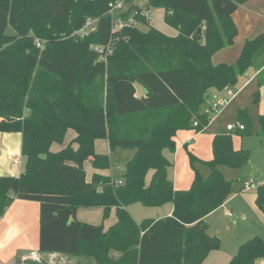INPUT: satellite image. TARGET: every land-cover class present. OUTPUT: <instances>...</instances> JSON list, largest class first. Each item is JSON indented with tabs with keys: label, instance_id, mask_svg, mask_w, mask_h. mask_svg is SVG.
Listing matches in <instances>:
<instances>
[{
	"label": "trees",
	"instance_id": "obj_1",
	"mask_svg": "<svg viewBox=\"0 0 264 264\" xmlns=\"http://www.w3.org/2000/svg\"><path fill=\"white\" fill-rule=\"evenodd\" d=\"M115 1L0 0V132H20L26 157L20 175L0 176V216L14 199L37 201L41 252L86 256L97 264H203L220 247L204 218L232 193V180L218 166L241 168L249 151L235 149L230 134L215 135L213 156L204 161L209 174L195 172L187 189L174 187L165 153H174L179 130L198 132L208 124L201 108L213 91L236 85L249 68L264 85V32L244 42L235 63L213 64L214 50L233 43L232 13L246 0H140L145 7L128 0L132 6L121 17L132 15L148 28L113 31L109 9ZM151 8L164 9L174 36L149 24L143 11ZM88 16L98 18L97 30L71 35ZM108 44L111 53L103 55L97 47ZM237 119L244 125L238 131L250 134L245 109ZM69 129L75 146L51 150ZM259 134L264 139V116ZM98 138L110 149H135L122 182L100 173L109 167V155L95 150ZM190 156L193 164L196 157ZM134 202H169L173 209L137 223L127 210ZM255 202L264 213V183L257 185ZM81 207L103 208L104 218L114 207L117 219L104 229L78 220ZM261 259L264 239L253 237L224 264Z\"/></svg>",
	"mask_w": 264,
	"mask_h": 264
},
{
	"label": "rangeland",
	"instance_id": "obj_2",
	"mask_svg": "<svg viewBox=\"0 0 264 264\" xmlns=\"http://www.w3.org/2000/svg\"><path fill=\"white\" fill-rule=\"evenodd\" d=\"M136 3L141 7L144 4V2L140 0L136 1ZM131 6V3L128 4L127 2H125L123 4V7L120 9L121 11L119 9L114 10V16H116L115 20H119V14L126 11ZM148 13V18L151 20V22L149 23L150 25L170 36H174L177 33L174 28L165 23L164 9L151 8ZM138 26L142 30H146L148 28V24L138 23ZM263 31L264 30H262V32ZM257 35L255 34L252 38L256 37ZM36 39L38 38H34V43ZM243 45L244 42L240 45V49L236 51L238 52L236 58L232 62H229V64L235 63L238 60L242 52ZM223 47L214 50L212 56H214ZM231 59L232 58H230V60ZM221 61L224 63H228L226 62V60ZM254 71L255 70L253 68H249L247 70L249 76H242L241 78H239L237 84L232 86L235 95L229 100L228 103L222 106L215 113H212V117L209 120L211 121V123H213V127L217 128L219 131L223 129L225 132H228L227 134L231 135L233 146H235L236 148L243 147V149L249 151V161L241 168H233L224 165L221 166L222 169L220 170L221 173H223L224 177L226 179L233 180V193L229 198V201L225 205H223L222 208H219L215 213L217 216L216 224L212 226V233L210 235H215L219 238L220 247L218 249L210 251L208 256H206V258L204 259L203 264L228 263L231 258L237 253L238 248L242 243L253 237H260L264 239V215H261L262 211L259 208L252 209L248 206L243 207V204L246 201H253V203H256L254 199L256 198L257 184L253 188H247L246 182L248 178L252 176L256 183L264 182V143H261L260 138L256 135L257 131L260 129L261 116H264V86H260L258 84ZM136 86L138 89V93H142L143 88L141 87V85L137 83ZM216 95L220 97L225 96L226 91L223 89L218 90L216 92ZM212 101L213 97L211 95L207 103H211ZM239 109H245L247 113L248 119L250 121V124L248 126L250 134L242 135V133L238 130H227L228 124L235 126V124L240 123V121H238L237 119ZM201 110L203 111L204 107H202ZM73 137L74 131L73 129H69L66 133L64 144L60 145L59 143L54 142L51 145V150H59L69 143L74 146L75 143L72 141ZM0 138V176L14 174L12 172L14 159L20 160V164H18V167L14 169L15 172H17L15 175H20V173L25 171L26 164V157L22 155L21 151V133L2 132ZM95 150L97 152L106 153L109 155V167L107 169L101 170L100 173L110 176L115 182H122L126 163L134 156L135 149L120 147L110 149L105 138H98L95 141ZM165 154L173 162L174 153H170L167 151ZM186 157L187 166L192 171V173L198 172L202 177H206L209 168L204 163V161L194 160V163L192 164L191 156L188 151L186 152ZM181 165H178V169L181 168ZM83 167L85 170L86 178L87 180H89L93 173V168L88 167L87 161L84 162ZM204 171L206 172L204 173ZM150 173L147 177L148 179L150 177ZM173 173L174 167L172 166L168 169V175L172 179ZM169 204V202H166L160 206H148L144 205L141 202H134L127 206V210L135 222L141 223L145 219H155L161 217L163 215L162 213L166 209V206ZM228 211H231L233 213V216H228ZM243 212H245V214ZM257 212H259L260 214L258 215ZM91 221H94V219H92ZM229 237L242 241L240 242L238 247L233 248V244H231L230 242H226L225 240ZM80 258L84 259V257ZM95 264L97 263L95 262ZM255 264H264V260L261 262L257 261Z\"/></svg>",
	"mask_w": 264,
	"mask_h": 264
},
{
	"label": "crops",
	"instance_id": "obj_3",
	"mask_svg": "<svg viewBox=\"0 0 264 264\" xmlns=\"http://www.w3.org/2000/svg\"><path fill=\"white\" fill-rule=\"evenodd\" d=\"M146 4L147 3H144L143 6H147ZM147 19L151 22L149 18ZM232 20L237 27V34L234 38V41L232 44L224 46L214 56H211V61L213 64L222 62L221 60H226V62L228 63L232 62L238 54V52L236 51L240 49V45L243 44V42H245L246 40L251 39L255 34L257 35L258 33L262 32V30H264V0L244 1L232 13ZM230 58L232 59L230 60ZM254 73L258 81L256 72L254 71ZM242 76L248 77L249 73L247 72V75H245L244 73ZM242 76H240L239 78H241ZM212 124L213 123L209 121L208 124L198 132L195 129L179 130L174 137L175 151L173 154L174 158L172 162L174 173L172 180L176 189L189 188L195 174V172L192 173V171L187 166L186 152L188 151L189 153L197 157L196 161L209 160L213 156V137L217 134L228 133L223 129L219 131L217 128L213 127ZM239 124L243 123L240 122ZM239 124H235V127L233 129L227 130H238ZM1 134L2 132H0V136ZM256 135L260 138L261 143H264V140L261 138L262 136L259 134V130L257 131ZM233 147L235 149H243V147ZM18 164H20V160H18ZM18 164L16 166L13 165V175L17 173L14 169L18 167ZM179 164H182L180 169H178ZM87 165L88 167L92 168L89 160H87ZM221 166L222 165L218 166L219 170L222 169ZM205 172L206 171H204V173ZM249 178H252L254 180L252 176H250ZM254 182L257 185L264 183H256L255 180ZM231 195L221 206L205 216L204 221L207 224L206 230L208 234L212 233V226L216 224V211H218L219 208H222V206L229 201ZM244 206H248L252 209H258L256 203H253V201H246L243 204V207ZM172 209L173 205L170 203L166 206V209L164 210L165 213L163 212V215L161 217L171 215ZM243 213L245 214V212ZM257 213L258 215L260 214L259 212ZM261 215H264L263 212H261ZM228 216H233V213L231 211H228ZM76 217L80 221H85L91 224H102L104 229H107L109 226L115 223L117 219L116 209L114 207L110 209L109 214L106 218L103 217V208L99 207L78 208ZM92 219H94V221H91ZM225 240L226 242H230L231 244H233V248L238 247L240 242L242 241L236 240L232 237H229ZM38 244L39 203L33 200L14 199L13 202L6 208L3 215L0 216V264H95V261L92 258L86 256H72L61 252H41L38 250ZM80 257H84V259ZM263 260L264 259H261L259 260V262Z\"/></svg>",
	"mask_w": 264,
	"mask_h": 264
},
{
	"label": "built area",
	"instance_id": "obj_4",
	"mask_svg": "<svg viewBox=\"0 0 264 264\" xmlns=\"http://www.w3.org/2000/svg\"><path fill=\"white\" fill-rule=\"evenodd\" d=\"M127 2L128 4L129 1L128 0H116L115 2L110 4V9L109 12L112 15L113 18V31L119 30L121 27L124 26H137V21L136 19L130 15L129 17H127L126 19H123L120 15V19L119 20H115L114 16V10L116 9H121L123 7V4ZM121 11V10H120ZM143 14L148 16L149 13L148 11H143ZM97 24H98V18L97 17H92V16H88L85 21L84 24L82 25V27L76 31H74L71 35H76L78 37H85L93 32H95L97 30ZM35 44L38 47H43L42 42L39 39L35 40ZM110 44V43H109ZM106 45L105 47L103 46H99L97 47V49H99V51H104L103 55H107L109 53H111V47L110 45ZM245 75H247V72H245ZM223 90L226 91V95L225 96H218L216 95V91L212 92L211 95L213 97V101L211 103H208L207 106H205L204 108V112L209 116V118L211 117L212 113H215L217 110H219L222 106H224L226 103L229 102V100L235 95L234 89L232 86H226L223 88ZM193 125H197V121H193ZM235 126L228 124L227 125V129H233ZM239 129H243L244 125L243 124H239L238 125ZM13 164L16 166L18 164V160L14 159L13 160ZM120 182V181H119ZM255 182L252 178H249L246 182V186L247 188H253L255 187Z\"/></svg>",
	"mask_w": 264,
	"mask_h": 264
},
{
	"label": "water",
	"instance_id": "obj_5",
	"mask_svg": "<svg viewBox=\"0 0 264 264\" xmlns=\"http://www.w3.org/2000/svg\"><path fill=\"white\" fill-rule=\"evenodd\" d=\"M146 5H149L148 3Z\"/></svg>",
	"mask_w": 264,
	"mask_h": 264
}]
</instances>
